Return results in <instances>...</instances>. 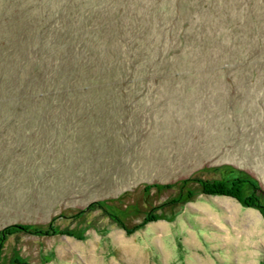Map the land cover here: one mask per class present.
<instances>
[{"label": "rangeland", "instance_id": "1", "mask_svg": "<svg viewBox=\"0 0 264 264\" xmlns=\"http://www.w3.org/2000/svg\"><path fill=\"white\" fill-rule=\"evenodd\" d=\"M0 264H264V0H0Z\"/></svg>", "mask_w": 264, "mask_h": 264}, {"label": "trees", "instance_id": "2", "mask_svg": "<svg viewBox=\"0 0 264 264\" xmlns=\"http://www.w3.org/2000/svg\"><path fill=\"white\" fill-rule=\"evenodd\" d=\"M254 187V186H253ZM200 189L204 193H224L234 196L237 200L245 205H252L253 202L249 200V196L240 195L239 186L231 181L228 185L221 179H204L201 181ZM248 198V199H247ZM17 227L25 229L26 225L16 224ZM10 231V230H9ZM18 263H25L23 260L17 258Z\"/></svg>", "mask_w": 264, "mask_h": 264}, {"label": "bare ground", "instance_id": "3", "mask_svg": "<svg viewBox=\"0 0 264 264\" xmlns=\"http://www.w3.org/2000/svg\"><path fill=\"white\" fill-rule=\"evenodd\" d=\"M125 243V242H124ZM127 244V243H126Z\"/></svg>", "mask_w": 264, "mask_h": 264}]
</instances>
